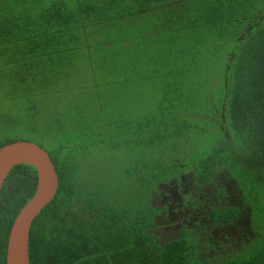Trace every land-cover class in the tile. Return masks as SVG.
<instances>
[{"label":"trees","instance_id":"trees-1","mask_svg":"<svg viewBox=\"0 0 264 264\" xmlns=\"http://www.w3.org/2000/svg\"><path fill=\"white\" fill-rule=\"evenodd\" d=\"M16 140L59 175L30 264H264V0H0ZM37 185L28 164L4 182L0 264ZM171 188L192 226L161 243L150 200Z\"/></svg>","mask_w":264,"mask_h":264},{"label":"water","instance_id":"water-1","mask_svg":"<svg viewBox=\"0 0 264 264\" xmlns=\"http://www.w3.org/2000/svg\"><path fill=\"white\" fill-rule=\"evenodd\" d=\"M19 164L34 166L38 185L33 197L16 216L9 234L6 264H30L29 238L35 218L54 199L59 175L50 154L38 143L16 140L0 148V194L11 170Z\"/></svg>","mask_w":264,"mask_h":264},{"label":"rangeland","instance_id":"rangeland-1","mask_svg":"<svg viewBox=\"0 0 264 264\" xmlns=\"http://www.w3.org/2000/svg\"><path fill=\"white\" fill-rule=\"evenodd\" d=\"M121 150V149H120ZM134 152V150H131ZM112 156L114 155L113 152L111 153ZM111 154H108L111 156ZM119 154V152L117 153ZM103 155V154H102ZM94 157H98V155H95ZM114 157V156H113ZM117 160L116 162H120L119 164L126 166V168L132 167L133 162L126 159L124 162L121 160V156L115 157ZM125 168V169H126ZM140 175V173H136ZM143 176L146 175V173H142ZM167 193L170 194V196L163 195V192H155L153 193V196L151 197L150 203L154 204L158 209H161L162 206L165 204L170 207L169 210H162L158 212L156 216V224L154 226V234L156 236V240L163 243L166 240L172 239L174 237H177L180 235L183 226H185V223H187V220L185 217H183L180 213H177V210H175V206H179L178 199L180 196V193L176 190V188L171 189H165ZM126 194L122 193V197H125ZM170 203V204H168ZM189 226H192V223H187ZM224 252L228 250L227 246H224L222 248ZM223 252V253H224Z\"/></svg>","mask_w":264,"mask_h":264}]
</instances>
